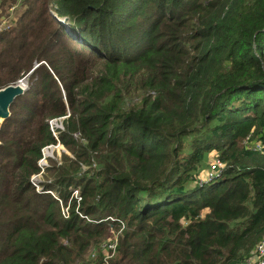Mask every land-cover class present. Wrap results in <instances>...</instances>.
<instances>
[{
    "label": "trees",
    "instance_id": "1",
    "mask_svg": "<svg viewBox=\"0 0 264 264\" xmlns=\"http://www.w3.org/2000/svg\"><path fill=\"white\" fill-rule=\"evenodd\" d=\"M18 1L19 25L0 29V88L28 82L0 128V264H244L264 232V0H0V13ZM54 9L69 22L34 47L27 15ZM57 143L70 155L38 192ZM210 153L223 166L200 179ZM70 188L89 221L45 192L66 202Z\"/></svg>",
    "mask_w": 264,
    "mask_h": 264
},
{
    "label": "rangeland",
    "instance_id": "2",
    "mask_svg": "<svg viewBox=\"0 0 264 264\" xmlns=\"http://www.w3.org/2000/svg\"><path fill=\"white\" fill-rule=\"evenodd\" d=\"M50 1V0H49ZM94 1V0H93ZM31 4V3H30ZM24 7L21 4V1H18L15 4H11L10 7H6L1 13H0V29H2L3 27H6L7 29L14 28L16 26L17 23V18L19 17V15L21 14L22 10H24ZM74 11H76L75 8H73ZM35 15H27L26 17V24H29L31 26V30H27L29 36H27V39L29 41H31L33 43V41L36 43H33V46H40V44L45 41L46 37H47V27H49L51 21L53 20L55 22V24H57L58 26V21L62 22V23H68L69 19H68V14L66 15H61L59 16L57 13V10L54 9L50 12L49 17L46 13H43L42 15L40 14L38 17L36 15V12L34 11ZM135 24H134V31L136 30V26H140L141 25V21H142V16L139 15V17L136 18L135 20ZM19 25V24H18ZM138 26V27H139ZM3 30V29H2ZM14 30V29H13ZM12 30V31H13ZM11 31V32H12ZM75 41L79 42V38H75ZM38 66V64H35L30 71L28 72V74H30L34 68ZM27 74V75H28ZM25 77V76H24ZM24 77H21L19 79H17V81H21L24 79ZM27 77V76H26ZM36 77V76H35ZM36 79V78H35ZM16 81V82H17ZM27 85L28 82L25 79ZM63 118H58V119H52L49 121V125L50 128L54 129V130H60L63 129V123H62ZM46 149L50 150V154H47L45 151ZM43 153V163H40L41 165H43V168H46L51 162H60L61 158L64 155H70V152L68 149H66V147H64L61 143H57L51 146H47L45 148H43L42 150ZM215 156L210 153L208 158H206V160H204V164L202 165V168L200 169V179H204L206 178L208 172L211 170V164L214 160ZM44 170L40 173L37 174H33L30 178V182L32 183V186L35 187V189L37 190L40 187V182H43L45 180L44 178ZM53 192H55V190H53ZM77 195V190H75L74 188H70V196L67 199L66 202H60L61 204V214L65 217L67 216V210L70 209L71 206V198H75ZM61 199V198H60ZM79 199V198H77ZM62 200V199H61ZM76 210V209H75ZM83 220L85 221H89V216H85L82 215L80 216ZM109 217H106L105 221H109L111 219H107ZM112 221H116L114 218L112 219ZM124 229V225L122 222H119L117 224V222H113L112 224H109L108 227V236L106 235V239H104V241L102 242V244H100L102 251L104 252L105 255V259L109 260L111 258H115L116 256V248H117V242H118V237L119 235L122 234ZM96 247L91 248L90 249V254L92 252H94Z\"/></svg>",
    "mask_w": 264,
    "mask_h": 264
},
{
    "label": "built area",
    "instance_id": "3",
    "mask_svg": "<svg viewBox=\"0 0 264 264\" xmlns=\"http://www.w3.org/2000/svg\"><path fill=\"white\" fill-rule=\"evenodd\" d=\"M58 119V118H57ZM52 129V128H51ZM54 130V129H52ZM48 146H51V145H48ZM47 147V146H46ZM45 148V147H44ZM256 148L257 149H261V146L259 144H256ZM43 150V149H42ZM47 150V149H46ZM43 155V153H42ZM43 156L42 158H40L38 160V165L40 166L41 168V171H43V165H41L40 163H43ZM223 166V164L220 162V160L218 158H215L211 164V170L208 172L207 176H206V179L207 178H212L216 175L219 174L220 172V168ZM39 172V173H40ZM37 174V173H36ZM42 190V187L40 186L37 191H41ZM77 190V195L76 197L74 198L75 199V202H76V212L82 216L83 214L80 213L79 209H78V206H79V203H80V195H79V191L78 189H75ZM45 192H48L50 193L55 199H57L60 202H62V200L59 198V195L51 190H46ZM73 198V197H72ZM79 198V199H77ZM61 205V204H60ZM68 212H69V209L67 210V216H68ZM65 216V217H67ZM111 219V218H110ZM113 219V218H112ZM111 219V220H112ZM244 264H264V232L263 234L261 235L260 239L257 241V243L255 244L254 248H253V253L251 255V257L249 259H247V261L244 263Z\"/></svg>",
    "mask_w": 264,
    "mask_h": 264
},
{
    "label": "water",
    "instance_id": "4",
    "mask_svg": "<svg viewBox=\"0 0 264 264\" xmlns=\"http://www.w3.org/2000/svg\"><path fill=\"white\" fill-rule=\"evenodd\" d=\"M19 80L16 83H9L0 88V128L2 123L10 116V107L14 101L27 90V83Z\"/></svg>",
    "mask_w": 264,
    "mask_h": 264
},
{
    "label": "bare ground",
    "instance_id": "5",
    "mask_svg": "<svg viewBox=\"0 0 264 264\" xmlns=\"http://www.w3.org/2000/svg\"><path fill=\"white\" fill-rule=\"evenodd\" d=\"M48 150V149H47Z\"/></svg>",
    "mask_w": 264,
    "mask_h": 264
}]
</instances>
